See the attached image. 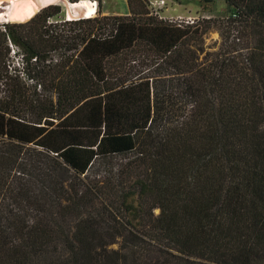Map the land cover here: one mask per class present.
I'll list each match as a JSON object with an SVG mask.
<instances>
[{
    "label": "trees",
    "instance_id": "1",
    "mask_svg": "<svg viewBox=\"0 0 264 264\" xmlns=\"http://www.w3.org/2000/svg\"><path fill=\"white\" fill-rule=\"evenodd\" d=\"M221 1L0 26V264H264V0Z\"/></svg>",
    "mask_w": 264,
    "mask_h": 264
},
{
    "label": "rangeland",
    "instance_id": "2",
    "mask_svg": "<svg viewBox=\"0 0 264 264\" xmlns=\"http://www.w3.org/2000/svg\"><path fill=\"white\" fill-rule=\"evenodd\" d=\"M73 2L77 3L80 0H72ZM91 1H98L97 7V16L95 18H99L102 16H109V15H122L128 14V3L127 0H91ZM149 2L150 8L153 10L155 14L159 17L168 19V20H176L177 18H184L187 19L189 17H193L196 19L195 24H199L204 19H213L216 22L223 26L228 18L230 17V11L224 1L221 0H213L212 2H204L201 0H167L166 5L163 8H155L152 7L151 2L152 0H147ZM5 4H0L1 6H5ZM55 5V4H52ZM63 8V13L57 17L52 18V24L66 22L67 16L65 12V6L62 2L56 3ZM1 12H5L6 10L1 9ZM40 12V11H39ZM94 18V17H93ZM1 21L0 26L3 24H13L19 22H12V21ZM28 22V21H27ZM22 23V22H21ZM25 23V22H24ZM221 27L215 26L212 28L205 36H204V44L206 51H216L218 50L223 44V38L221 36ZM235 34H238L242 40H246L247 36L240 26ZM201 44V43H200ZM205 54L202 55L204 57ZM8 64L13 69H18L17 64L14 59L8 56L7 59ZM7 94V87L5 82L0 77V99L4 98ZM120 158V157H119ZM117 161V158L114 160Z\"/></svg>",
    "mask_w": 264,
    "mask_h": 264
},
{
    "label": "bare ground",
    "instance_id": "3",
    "mask_svg": "<svg viewBox=\"0 0 264 264\" xmlns=\"http://www.w3.org/2000/svg\"><path fill=\"white\" fill-rule=\"evenodd\" d=\"M3 2H6V5L0 8L6 11H0V22L6 20L22 23L27 22L41 9L58 2L64 4L68 18L80 19L94 17V7H91L88 0H80L77 3L70 0H0V4H3Z\"/></svg>",
    "mask_w": 264,
    "mask_h": 264
},
{
    "label": "built area",
    "instance_id": "4",
    "mask_svg": "<svg viewBox=\"0 0 264 264\" xmlns=\"http://www.w3.org/2000/svg\"><path fill=\"white\" fill-rule=\"evenodd\" d=\"M166 1L167 0H152L151 5L152 7L155 8H163L166 5ZM89 4L91 5V7H94V17L97 16V7H98V1H91L88 0ZM68 21H72V20H76V19H71L67 17ZM173 22H176L180 25L182 24H190L193 25L196 23V19L193 17H189L187 19L184 18H177L176 20H171ZM53 23V22H50ZM8 47L10 49V57L12 59L15 60L16 64H17V68L18 69H13L9 64H8V70H9V74L10 75H15V76H20L22 79H24L25 81H27L29 84L33 83L32 79H29L28 73H27V62L25 59V55L24 52L22 51V49L16 45L10 38L8 39ZM34 61H36V59H34Z\"/></svg>",
    "mask_w": 264,
    "mask_h": 264
},
{
    "label": "crops",
    "instance_id": "5",
    "mask_svg": "<svg viewBox=\"0 0 264 264\" xmlns=\"http://www.w3.org/2000/svg\"><path fill=\"white\" fill-rule=\"evenodd\" d=\"M6 2H3V4H5Z\"/></svg>",
    "mask_w": 264,
    "mask_h": 264
},
{
    "label": "water",
    "instance_id": "6",
    "mask_svg": "<svg viewBox=\"0 0 264 264\" xmlns=\"http://www.w3.org/2000/svg\"><path fill=\"white\" fill-rule=\"evenodd\" d=\"M46 7H47V6H46ZM41 10H42V9H41ZM41 10H40V11H41Z\"/></svg>",
    "mask_w": 264,
    "mask_h": 264
}]
</instances>
